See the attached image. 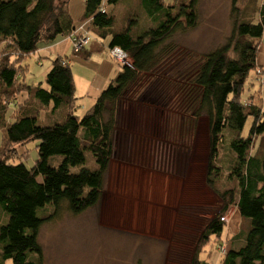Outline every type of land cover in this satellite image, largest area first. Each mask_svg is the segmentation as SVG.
Returning a JSON list of instances; mask_svg holds the SVG:
<instances>
[{"label": "trees", "instance_id": "16d2710c", "mask_svg": "<svg viewBox=\"0 0 264 264\" xmlns=\"http://www.w3.org/2000/svg\"><path fill=\"white\" fill-rule=\"evenodd\" d=\"M83 1L79 24V18L68 13L69 0H0V119L9 105L2 100L13 101L21 94L22 89L16 88L23 85L28 72L21 71L17 57L3 62L1 54L14 51L23 57L38 55V59L41 46L69 37L72 56L80 53L75 51L77 43L87 40L82 45L84 59L102 53L112 60L111 51L118 48L132 62V67L123 65L84 115H77L79 97L70 58H66L70 62L62 57L52 62L46 75L48 89L34 82L26 86L29 96L41 106L68 111L61 119L40 126L36 108L27 107L13 121L4 122L7 141L37 140L39 157L27 166L24 161L0 156V204L7 218L0 225V264H45L39 240L43 225L63 210L78 216L100 202L114 156L120 103L176 51L174 36L198 25V0H134L149 26L147 21L141 24L139 11L130 9V0ZM244 1L233 0L235 20L230 37L195 68L189 79L194 92L184 91L195 117L206 116L209 121L207 181L221 200L219 214L203 230L190 264H212L202 255L211 240L219 238L220 245L225 242L224 221L232 207L242 222L239 232L230 238L227 254L220 253V264H264V102L258 91L244 98L250 73L264 75V66L258 62L264 37V0H256L251 17L240 13ZM122 3L126 4L124 16L116 13ZM34 101L26 99L21 107ZM249 119L252 123L245 134ZM225 144L234 155L231 172L237 176L231 185L219 188L221 167L216 159ZM88 152L96 163L93 168L84 167ZM57 155L62 160L52 166L49 160ZM48 205L54 206V212L40 214Z\"/></svg>", "mask_w": 264, "mask_h": 264}, {"label": "rangeland", "instance_id": "374dc122", "mask_svg": "<svg viewBox=\"0 0 264 264\" xmlns=\"http://www.w3.org/2000/svg\"><path fill=\"white\" fill-rule=\"evenodd\" d=\"M69 2L68 13L71 9L72 17L79 18L80 24L85 2ZM125 5L119 4L116 13L124 16L127 13ZM255 5L256 0L241 2L240 13L251 17V9ZM232 6L233 0H198L197 27L185 33L178 32L173 38L176 51L167 57L154 76L147 77L143 84L135 85L123 98L116 125L118 133L115 135L114 156L105 174L102 198L96 206L78 216L63 210L59 216L43 225L39 240L44 250L45 264L191 263L203 230L219 214L221 200L207 181L209 121L206 116L195 117L184 91L194 92L189 79L195 68L207 53L218 49L230 37L235 20ZM129 7L139 11L137 17L141 24L147 21L149 26L137 2L130 0ZM80 45L75 47V51L80 52L78 55L74 52L72 56L71 47L67 57L62 58L72 61L66 59L69 64L72 63L71 68L78 76V93L83 96L88 94L79 99L78 102L83 104L81 107L76 103L77 115H84L122 71V67L119 61H112L102 53L84 59V47ZM49 55L42 53L43 59H37L36 55L23 57L14 51L1 54L3 62L17 57L19 68H23L21 71H28L23 85L16 88L22 89L21 94H17L13 101L9 98L2 100L9 104L0 119V156L6 160L24 161L27 166H32L39 156L37 140L9 143L4 122L13 121L27 107L36 108L40 126L61 119L68 111H50V106H41L26 90L30 83H41L45 89L49 88L45 84ZM260 57L264 58V37L260 44L259 65ZM86 62L91 65H85ZM258 78L256 71L250 73L244 98L258 91L262 103L264 82ZM87 80L93 82L97 88L95 91L86 93ZM26 99L34 102H26L21 107ZM251 123L249 119L245 134ZM220 151L216 159V164L221 167L217 187L225 188L231 185L237 172H231L234 155L227 145L220 147ZM86 155L88 162L84 167H95L94 157L89 152ZM61 160L62 157L57 155L51 157L49 162L57 166ZM54 210L53 205H48L39 212L51 213ZM229 213L224 221L227 230L222 236L227 250L231 245L230 238L239 232L242 222L239 212L235 213V207ZM6 222L0 204V225ZM219 243V238L211 240L202 259L220 264ZM7 264H11V261Z\"/></svg>", "mask_w": 264, "mask_h": 264}, {"label": "crops", "instance_id": "0c3cea01", "mask_svg": "<svg viewBox=\"0 0 264 264\" xmlns=\"http://www.w3.org/2000/svg\"><path fill=\"white\" fill-rule=\"evenodd\" d=\"M80 14V13H79ZM70 15L72 16V11H70ZM72 47V42L70 41L69 37H65V38H61L58 41H56L55 43H52L50 45L46 44L43 47L41 46V48L38 50L39 53H43L45 56L47 54H50L49 57L47 58L49 60V69L52 65V62L55 60V58L58 57H66L68 49ZM38 56V55H36ZM74 56V55H73ZM80 56V55H79ZM32 56H30L29 58H31ZM92 57V56H91ZM90 57V58H91ZM39 58L43 59V56L40 55ZM89 59V58H88ZM113 61V60H112ZM72 62V61H71ZM100 62H104L103 59H101ZM75 63V62H74ZM260 63L264 65V58L260 57ZM72 64V63H71ZM70 64V65H71ZM260 64V65H261ZM85 65L90 66V63H85ZM72 66V65H71ZM73 70V69H72ZM74 76H75V83L77 85V96L79 97V99H83L85 97H87L88 94H85V96L81 95L80 93H78V83H77V74H75L74 70L72 71ZM87 83V92L86 93H91L93 90L95 91L97 88L94 86L93 82H91L90 80H87L85 82V84ZM82 84V85H85ZM101 90V89H100ZM90 105V104H88ZM234 214V213H233ZM232 214V215H233Z\"/></svg>", "mask_w": 264, "mask_h": 264}, {"label": "built area", "instance_id": "2783aa9c", "mask_svg": "<svg viewBox=\"0 0 264 264\" xmlns=\"http://www.w3.org/2000/svg\"><path fill=\"white\" fill-rule=\"evenodd\" d=\"M85 42H87V40H82V41H80V42L77 43V44H81L80 46L82 47V45H83ZM112 55H113V57L118 58L119 60H123V59L125 58V54H124L120 49H118V48L112 50ZM258 75L260 76L261 73H258ZM261 76H262V75H261ZM261 76H260V77H261ZM261 82H262V83L264 82V78L261 79ZM225 220H226V218H225ZM225 247H226L225 242L222 243V244L219 246V251H220L221 254H225V251L227 250V249H225Z\"/></svg>", "mask_w": 264, "mask_h": 264}, {"label": "clouds", "instance_id": "9594fccd", "mask_svg": "<svg viewBox=\"0 0 264 264\" xmlns=\"http://www.w3.org/2000/svg\"><path fill=\"white\" fill-rule=\"evenodd\" d=\"M77 46V45H76ZM122 51V50H121ZM123 52V51H122ZM124 53V52H123ZM125 54V53H124ZM111 58H112V60L113 61H115V62H117V61H119V65L121 66V67H123V65L124 66H129V67H132V62H131V60L126 56V54H125V58L123 59V60H119L118 58H115V57H113V55H112V51H111ZM258 74V73H257ZM259 76V75H258ZM259 81L261 82V77L259 76ZM263 79V78H262Z\"/></svg>", "mask_w": 264, "mask_h": 264}]
</instances>
